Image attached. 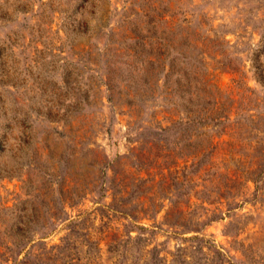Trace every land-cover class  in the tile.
I'll list each match as a JSON object with an SVG mask.
<instances>
[{
	"label": "rangeland",
	"instance_id": "obj_1",
	"mask_svg": "<svg viewBox=\"0 0 264 264\" xmlns=\"http://www.w3.org/2000/svg\"><path fill=\"white\" fill-rule=\"evenodd\" d=\"M216 249L264 264V0H0V264Z\"/></svg>",
	"mask_w": 264,
	"mask_h": 264
},
{
	"label": "trees",
	"instance_id": "obj_2",
	"mask_svg": "<svg viewBox=\"0 0 264 264\" xmlns=\"http://www.w3.org/2000/svg\"><path fill=\"white\" fill-rule=\"evenodd\" d=\"M109 207V206H108ZM111 210H113L114 212H120V214L124 215L125 217H127L130 213L128 211H124V210H121V209H117L115 207H109ZM36 207L35 206H29V207H25L23 209V214L22 216L18 217L16 222H15V225H11L9 226V229H11L13 231V234L18 238V240H21L22 238H26V242H30L32 240H34L33 237H30V235H26L27 233H29L32 229V232L34 231L33 229L35 228V226H37L39 220V216L38 214L36 213ZM129 224H133L131 222H129ZM14 227V229H13ZM136 227L138 229H143L144 227L141 226V225H136ZM127 228V227H126ZM126 231V235H128V237L130 238L131 235H130V232L132 231L131 229H127L125 230ZM41 237L43 236H40L38 238L41 239ZM199 238L200 240H203L202 238L203 237H197ZM113 242L116 241V237L114 236L113 238ZM133 239H135V242H137L139 239H140V236L139 235H136ZM112 241H110L111 243ZM13 243H15V245H18L19 244V241H13ZM26 245L22 246L20 249H19V253L25 248ZM214 254L217 256L218 259H220L221 261V257L224 256V254L219 251V250H214ZM158 256V255H157ZM157 256H155V251H152L151 253V258L149 260V262H144V264H161L162 260L161 257L158 256V259H157ZM173 260L177 263V264H184V259H179L178 258V254L174 256ZM220 264H223V262L221 261ZM231 264V263H230Z\"/></svg>",
	"mask_w": 264,
	"mask_h": 264
}]
</instances>
